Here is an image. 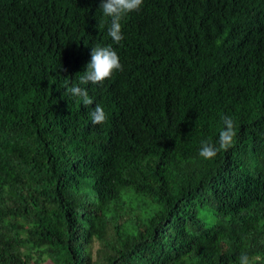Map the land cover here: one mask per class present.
<instances>
[{
    "label": "trees",
    "instance_id": "obj_1",
    "mask_svg": "<svg viewBox=\"0 0 264 264\" xmlns=\"http://www.w3.org/2000/svg\"><path fill=\"white\" fill-rule=\"evenodd\" d=\"M185 1L115 44L101 0H0V264H264V0ZM97 44L123 70L85 107L65 80Z\"/></svg>",
    "mask_w": 264,
    "mask_h": 264
},
{
    "label": "clouds",
    "instance_id": "obj_2",
    "mask_svg": "<svg viewBox=\"0 0 264 264\" xmlns=\"http://www.w3.org/2000/svg\"><path fill=\"white\" fill-rule=\"evenodd\" d=\"M144 0H101L100 9L104 17L110 18L107 34L115 44H120L124 39L122 33V21L132 12L141 10ZM103 27V25H100ZM91 59L86 65V71L79 75L78 82L65 80L66 92L72 97L79 98L85 107L93 106L94 100L89 95V84H102L106 79L111 78L117 70L122 71L123 66L117 51L111 46L97 44L91 47ZM107 114L104 107L96 103L90 112V119L94 125H101L106 122ZM223 127L219 131L218 146L210 140H202L199 149L200 157L210 160L217 156L221 150L227 151L234 145L236 126L231 116H223ZM238 264H254L253 258L247 254H241Z\"/></svg>",
    "mask_w": 264,
    "mask_h": 264
},
{
    "label": "bare ground",
    "instance_id": "obj_3",
    "mask_svg": "<svg viewBox=\"0 0 264 264\" xmlns=\"http://www.w3.org/2000/svg\"><path fill=\"white\" fill-rule=\"evenodd\" d=\"M54 1H55V0H54ZM56 1H57V0H56ZM186 1H187V0H186ZM186 1H185V2H186ZM18 3H19V2H18ZM30 3H31V2H30ZM34 4H35V3H34ZM52 7H54V6H52ZM21 8H22V7H21ZM55 8H57V7L55 6ZM185 8H186V7H185ZM19 9H20V8H19ZM4 12H5V11H4ZM16 12H17V11H16ZM52 13H53V12H52ZM8 14H9V13H8ZM58 15H59V14H58ZM36 16H37V15H36ZM47 16H48V15H47ZM27 17H28V16H27ZM31 17H32V16H31ZM31 17H30V18H31ZM48 17H49V16H48ZM48 17H47V18H48ZM52 17H53V15H52ZM19 18H20V17H19ZM21 18H22V17H21ZM38 18H39V17H38ZM15 21H16V20H15ZM15 21H14V22H15ZM22 23H23V22H22ZM157 23H158V22H157ZM14 24H15V23H14ZM24 24H25V23H24ZM10 25H11V24H10ZM32 26H33V25H32ZM166 26H167V25H166ZM174 26H175V25H174ZM253 27H254V26H253ZM21 28H22V27H21ZM25 28H26V27H25ZM96 28H97V27H96ZM17 29H18V28H17ZM22 29H23V28H22ZM170 29H171V28H170ZM170 29H169V31H170ZM173 29H174V28H173ZM13 30H14V29H13ZM134 30H135V29H134ZM164 30H165V29H164ZM171 30H172V29H171ZM15 31H16V30H15ZM19 31H20V30H19ZM22 31H23V30H22ZM171 33H172V32H171ZM14 34H15V33H14ZM173 35H174V34H173ZM173 35H172V36H173ZM12 36H13V35H12ZM168 36H169V34H168ZM14 37H15V36H14ZM17 37H18V35H17ZM7 38H8V37H7ZM15 38H16V37H15ZM8 42H10V41H8ZM173 43H174V42H173ZM173 43H172V44H173ZM8 47H9V46H8ZM4 49H5V48H4ZM6 49H7V48H6ZM8 57H9V56H8ZM4 64H5V63H4ZM17 70H18V69H17ZM14 75H15V74H14ZM227 89H228V88H227ZM253 89H254V87H253ZM256 91H257V90H256ZM251 92H252V91H251ZM253 92H254V91H253ZM262 94H263V93H262ZM260 95H261V94H260ZM0 97H1V96H0ZM261 97H262V96H261ZM252 100H253V99H252ZM261 100H262V99H261ZM259 102H260V101H259ZM256 106H257V105H256ZM149 107H150V106H149ZM149 113H150V112H149ZM139 122H140V121H139ZM252 132H253V131H252ZM50 141H51V140H50ZM256 142H257V141H256ZM18 143H19V142H18ZM260 145H261V144H260ZM39 150H40V149H39Z\"/></svg>",
    "mask_w": 264,
    "mask_h": 264
}]
</instances>
